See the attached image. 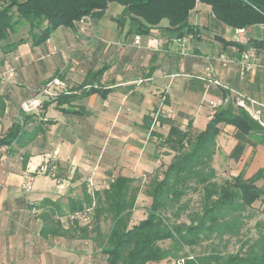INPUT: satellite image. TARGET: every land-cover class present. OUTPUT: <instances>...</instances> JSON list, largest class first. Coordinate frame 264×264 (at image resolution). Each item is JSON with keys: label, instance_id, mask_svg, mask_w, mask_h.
<instances>
[{"label": "crops", "instance_id": "1", "mask_svg": "<svg viewBox=\"0 0 264 264\" xmlns=\"http://www.w3.org/2000/svg\"><path fill=\"white\" fill-rule=\"evenodd\" d=\"M123 11L121 4L110 3L104 16L61 26L40 46L22 44L0 66V73L17 67L14 77L0 79V132L20 117L21 102L34 96L53 100L46 118L54 120L27 147H0V264H86L77 256L85 249L80 238L56 237L62 241L53 242L55 238L40 235V210L32 205L46 198L62 203L81 198L90 178L94 189L102 190L118 176L149 178L166 168L174 153L144 128L146 115L170 119L182 129L192 122L201 131L216 111L212 103L222 97L220 108L244 111L255 122L251 111L256 110L264 120V49L258 52L256 70L242 74L244 50L233 43L264 39V24L238 33L217 20L210 5L197 2L189 24L198 36L183 55L178 33L166 21L149 34H138L131 30L130 18L121 16ZM220 54L229 59L226 65L218 60ZM210 64L223 87H206L203 77ZM56 76L67 88L55 96L39 94ZM91 88L97 91L87 94ZM62 93L77 98L62 108L79 112L57 107L55 99ZM241 100L247 108L239 105ZM152 128L166 136L170 125L156 120ZM24 153L29 154L25 167ZM214 164L220 170L224 166L229 176L253 177L264 169L263 129L255 125L241 133L234 125H223ZM28 181L30 191L22 187ZM257 183L264 186V180Z\"/></svg>", "mask_w": 264, "mask_h": 264}, {"label": "trees", "instance_id": "2", "mask_svg": "<svg viewBox=\"0 0 264 264\" xmlns=\"http://www.w3.org/2000/svg\"><path fill=\"white\" fill-rule=\"evenodd\" d=\"M197 2L208 4L215 18L235 29H248L264 24V0H0V66L6 55L20 45L46 43L61 26L74 27L84 17H102L110 3L124 7L121 16L130 18L131 30L149 34L151 29L166 21L178 36L198 32L189 24V16ZM28 25V37L22 30ZM241 50L264 49V39H250L242 44L234 40ZM97 91L91 88L87 94ZM77 99L73 94L62 93L56 99L57 107ZM1 101V96H0ZM52 101H43L39 112L26 113L7 131L0 132V147L9 150L27 147L54 120L46 118ZM63 109V108H62ZM77 113L73 109H63ZM3 109H0L2 114ZM33 116L35 118H33ZM169 124L166 136L153 131V124ZM146 115L143 126L158 138V145L174 153L164 169L149 174L146 194L151 198L147 215L138 222L133 219L141 193L140 178L118 176L102 190H89L83 185L81 198L60 200L43 199L32 207L40 210V235L45 238H88L89 226L82 224L80 215L93 212L95 228L93 238L106 255V264H148L161 261L173 264H264V219L256 222L257 237L245 236L240 247L228 251L215 243L225 238H241L248 221L260 218L264 200V169L253 177L243 175L218 180L219 169L214 164L217 137L223 125H234L241 133H249L260 124L246 112L218 108L204 130L197 131L189 122L185 129L170 119ZM32 123V128L29 124ZM29 154L22 156L23 167ZM190 193L200 194L199 208L188 213V222L180 221L189 208ZM261 214V215H263ZM259 215V216H258ZM63 218L68 219L66 225ZM110 220L107 233L100 229L102 221ZM170 241L168 247L161 243ZM207 244V245H205ZM204 247L203 251H197ZM189 248L188 251L185 249Z\"/></svg>", "mask_w": 264, "mask_h": 264}, {"label": "rangeland", "instance_id": "3", "mask_svg": "<svg viewBox=\"0 0 264 264\" xmlns=\"http://www.w3.org/2000/svg\"><path fill=\"white\" fill-rule=\"evenodd\" d=\"M28 25L24 27L22 30V36L28 37ZM20 161V160H19ZM220 174H218V180L222 181L225 177H227V171L223 167H221V170L219 169ZM149 178H141L140 184H141V193L138 196L137 200V208L133 212V219L134 221L138 222L140 220H143L146 215H147V210L148 207L150 206L151 203V198L146 194V189L148 185ZM184 200H189V208L187 211L182 214L180 221H186L188 222V213H190L193 210H196L199 208V203H200V194L199 193H190L188 196L184 198ZM63 203H66L67 201L65 199L62 200ZM261 207H264V200L261 205ZM261 214H263V210L260 211ZM38 213V212H37ZM36 213V214H37ZM260 214V218H254L250 221H248L247 226L243 229V236L239 239L237 237L233 238H225L224 241H219L215 240V243H218L220 247H226V250L228 251H235L240 247V244L242 241L245 239V236L249 237H257L258 235V230L255 227L256 222L263 221L264 217L263 215ZM84 215H80L81 223L82 224H88L89 226V237L88 238H80L79 240L80 243L82 242L85 246V249L79 250V253L77 256L80 258L86 260V264H106V255H104L101 251V248L97 246L95 241L93 240L92 237L96 235L95 232H92V229L95 228V223L94 218H93V212L90 210L88 213L85 215L86 217H83ZM259 216V215H258ZM64 223L67 225L68 224V219L63 218ZM111 226V221L110 220H104L100 223V229L103 233H107L109 228ZM54 241H62L59 238L53 239ZM163 247H168L170 245V241H165L161 243ZM207 245V244H205ZM205 248L201 247L198 248L197 251H203ZM75 250V249H74ZM186 251L189 250V248L185 249ZM41 264V263H40ZM43 264V263H42ZM148 264H173L172 262L168 261H161L158 263H148Z\"/></svg>", "mask_w": 264, "mask_h": 264}, {"label": "built area", "instance_id": "4", "mask_svg": "<svg viewBox=\"0 0 264 264\" xmlns=\"http://www.w3.org/2000/svg\"><path fill=\"white\" fill-rule=\"evenodd\" d=\"M244 32V29H238V33ZM194 38L193 34H185L182 36H179L178 45L180 47V53L185 55L190 52L191 49V40ZM1 57V53H0ZM218 60L221 61L223 65H226L229 61L226 55L220 54L218 56ZM259 66V56L258 52L255 48H251L249 50H245L242 52L241 57L239 59V67L242 74H246L247 72H253L256 70V68ZM7 74V77L5 75ZM17 74V67L16 66H9L7 67V70L5 73H0V79L6 80L14 77ZM203 79L206 82V87L208 88L211 85H215L218 87H223L224 85L222 82L216 77L215 69L210 64L207 68V71L205 73V76ZM67 88V82L61 78L60 76L53 77L52 79L48 80L42 88L39 90V94L46 95V96H55L58 94V92L65 90ZM252 103H255V101H251ZM42 99H40L39 96H34L30 98L24 99L20 104V109L26 113H35L39 112L40 108L42 107ZM225 103V98H219L215 102L212 103V106L214 109H218ZM239 105L242 108H247V103L245 100H241L239 102ZM251 114L255 120L258 121L261 128L264 131V120L262 119L260 113L258 111H251ZM23 189L26 191H30L32 189V184L28 182H24L22 184ZM88 187L91 191L94 190V184L92 178L88 180Z\"/></svg>", "mask_w": 264, "mask_h": 264}]
</instances>
